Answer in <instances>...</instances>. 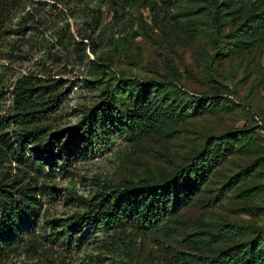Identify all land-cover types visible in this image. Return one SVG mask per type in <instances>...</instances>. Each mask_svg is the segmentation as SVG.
I'll return each instance as SVG.
<instances>
[{
	"label": "rangeland",
	"instance_id": "rangeland-1",
	"mask_svg": "<svg viewBox=\"0 0 264 264\" xmlns=\"http://www.w3.org/2000/svg\"><path fill=\"white\" fill-rule=\"evenodd\" d=\"M40 86L41 111L21 115L16 94ZM111 99L150 125L67 153L72 127ZM181 172L142 223L145 187ZM0 187L34 203L0 264H216L247 249L264 233V0H16L0 22ZM112 192L127 222L105 229L95 213Z\"/></svg>",
	"mask_w": 264,
	"mask_h": 264
},
{
	"label": "trees",
	"instance_id": "trees-1",
	"mask_svg": "<svg viewBox=\"0 0 264 264\" xmlns=\"http://www.w3.org/2000/svg\"><path fill=\"white\" fill-rule=\"evenodd\" d=\"M15 2L16 0H0V22L2 21V18L14 8ZM45 93L46 87L44 86L22 88L18 91L16 98L18 99L17 102L20 114L32 118L34 113L41 111L34 109L37 105L36 98L43 96ZM47 101V107L42 110H46L48 107H53L55 105L52 99L47 98ZM116 103V99H111L106 104L99 103L90 112L81 116L79 121L72 127V131L69 133L66 144L70 145L71 148H65L67 153L70 154L72 152V154H79L81 152V154H86L88 150L100 152L117 138L118 132L124 131L130 140H135L137 136L143 133L150 125L151 117L147 112L139 110H123L119 108ZM34 132L36 133V131ZM57 141L58 137H56L53 142L50 139L46 140L40 150L41 157L47 162H52L54 159L53 147ZM198 162V165L203 168L206 164L210 165L214 162V159H207L205 157L199 159ZM182 173L183 172L177 177H173L172 180L170 179L171 181H162L159 184H156L153 186L154 188L151 187L152 190L145 187L151 193L149 196L150 199L145 205H143L145 206V216L142 217V223L153 224L160 209L157 207H150L152 206L149 205L150 202L156 201L155 203L158 204L159 196L173 191V185L182 178ZM123 190L124 189H122L121 192ZM138 191L137 188H132L131 191H124L122 193H126V196H130L135 192L137 194ZM121 202H124V198L117 192H112L110 195L104 197L99 203L98 212L95 213V215L100 218L105 229L120 228L127 222L124 215L125 209H121ZM33 205L34 203L30 202V199H26L23 203L20 202V204L13 205L12 198L8 192L0 187V251L19 240L21 230H23L22 226L28 225L17 222V216H19L18 219L22 218V220L29 218L31 216ZM136 206H140V204ZM147 207H150L148 211H146ZM12 209L14 211L11 212ZM26 214L27 216L25 217L24 215ZM91 223L92 222H89V217H87L80 225L87 226L91 225ZM244 246L245 243L233 245L220 252L215 263L264 264V233L257 239V241L251 242L247 249Z\"/></svg>",
	"mask_w": 264,
	"mask_h": 264
}]
</instances>
